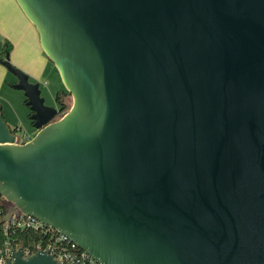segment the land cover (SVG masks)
I'll use <instances>...</instances> for the list:
<instances>
[{
	"label": "water",
	"instance_id": "obj_1",
	"mask_svg": "<svg viewBox=\"0 0 264 264\" xmlns=\"http://www.w3.org/2000/svg\"><path fill=\"white\" fill-rule=\"evenodd\" d=\"M72 95L9 60L0 194L102 264H264V0H16ZM6 264H59L40 249Z\"/></svg>",
	"mask_w": 264,
	"mask_h": 264
},
{
	"label": "rangeland",
	"instance_id": "obj_2",
	"mask_svg": "<svg viewBox=\"0 0 264 264\" xmlns=\"http://www.w3.org/2000/svg\"><path fill=\"white\" fill-rule=\"evenodd\" d=\"M33 42L34 41H32V43ZM26 48L29 49H26L25 52H22L21 50V52L17 53L13 57L12 55L9 56V60L11 61V63L17 68L24 71L27 75H29L30 81L40 83L42 89V96L45 98V103L47 105L59 106V103L56 100V94L59 90H63L65 92V94L63 95V102L67 106L64 110H68L73 103V97L65 89L58 69L47 58L43 50L42 56L45 58V61L47 60V62L45 64V68L43 67V71L38 76L31 75L28 71H25L21 66L15 64L13 59L26 67H28V64L30 66L28 68H32L33 70L34 68L39 69L40 67H42L43 61L41 60V54L39 53V51L36 50L34 44L29 46L27 44ZM0 65L5 68L4 70H6L4 76L3 73L0 72V77L3 76V81H1L0 84V105L3 107L5 119L11 126V128L14 129L16 126H19L20 128H22L21 132L29 133L34 136L37 132V128L33 126L32 120L30 119V110L25 103V93L23 90L15 89L11 86L12 83L18 81V78L16 75L10 72L6 66L1 63Z\"/></svg>",
	"mask_w": 264,
	"mask_h": 264
},
{
	"label": "built area",
	"instance_id": "obj_3",
	"mask_svg": "<svg viewBox=\"0 0 264 264\" xmlns=\"http://www.w3.org/2000/svg\"><path fill=\"white\" fill-rule=\"evenodd\" d=\"M32 137L29 133L21 131L17 133V141L20 143L27 142ZM3 199L7 202L8 212L12 203L4 196ZM4 219L6 233H8L10 228H14L15 230H34L36 233L42 235L34 244H27L25 246H16L7 239L4 245H0V264H6L8 260H12L13 250H18L19 248L23 249L25 256H30L40 249L46 250L55 256L59 264H102L87 251L80 248L76 242L72 241L64 233L59 232L36 217L26 216L21 212L19 214L14 213L8 221Z\"/></svg>",
	"mask_w": 264,
	"mask_h": 264
},
{
	"label": "crops",
	"instance_id": "obj_4",
	"mask_svg": "<svg viewBox=\"0 0 264 264\" xmlns=\"http://www.w3.org/2000/svg\"><path fill=\"white\" fill-rule=\"evenodd\" d=\"M0 40V51L6 41L12 43V50L10 53V56L12 55V57L21 52V50L22 52H25L26 49H29L31 46L26 48L27 44L28 46L34 44L36 50L41 54V60L43 61L42 67L39 69L33 67V70L32 68H28L30 66L27 63L28 67L18 63L14 59L13 61L33 76H38L43 71V67L45 68L47 60L45 61V58L42 56L43 49L40 44L38 31L25 15L16 0H0ZM32 41L34 42L32 43ZM4 69L5 68L0 65V72L3 73V76L6 73V70ZM2 77H0V84L1 81H3Z\"/></svg>",
	"mask_w": 264,
	"mask_h": 264
},
{
	"label": "trees",
	"instance_id": "obj_5",
	"mask_svg": "<svg viewBox=\"0 0 264 264\" xmlns=\"http://www.w3.org/2000/svg\"><path fill=\"white\" fill-rule=\"evenodd\" d=\"M12 50V43L6 41L2 50L0 51V61L5 60L8 56H10ZM65 92L63 90H59L56 94V100L59 105L62 106V109H66V105L63 102V95ZM27 99L25 100L26 103ZM27 105V104H26ZM28 106V105H27ZM29 108V106H28ZM30 110V108H29ZM31 112L29 113V116ZM33 123V122H32ZM16 133L22 131V128L16 126L14 128ZM7 213V202L3 199V196L0 194V245H4L5 241L8 239L11 243L18 246H25L27 244H34L38 238L42 235L36 233L34 230H15L14 228H10L8 233L5 232V224L3 219Z\"/></svg>",
	"mask_w": 264,
	"mask_h": 264
},
{
	"label": "flooded vegetation",
	"instance_id": "obj_6",
	"mask_svg": "<svg viewBox=\"0 0 264 264\" xmlns=\"http://www.w3.org/2000/svg\"><path fill=\"white\" fill-rule=\"evenodd\" d=\"M61 105H59L58 107H60Z\"/></svg>",
	"mask_w": 264,
	"mask_h": 264
}]
</instances>
